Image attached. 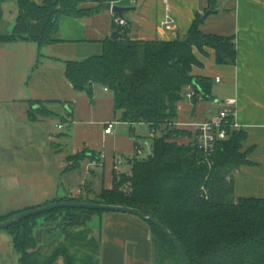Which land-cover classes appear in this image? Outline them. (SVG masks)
<instances>
[{"label": "crops", "instance_id": "obj_1", "mask_svg": "<svg viewBox=\"0 0 264 264\" xmlns=\"http://www.w3.org/2000/svg\"><path fill=\"white\" fill-rule=\"evenodd\" d=\"M108 1L112 6L133 7L121 15L134 38L182 36L195 15L206 9L211 11L199 26L203 32L234 36V63H217L211 48L205 53L194 49L200 64L193 65L190 73L209 77L212 83L208 97L193 102L183 96L176 102L175 126L187 131L176 141L188 143L195 126L215 119L222 101L233 98L234 104L226 107L233 111L237 128L246 132L242 150L250 161L231 172L233 197H264V0ZM2 5L8 14L0 20V34L10 33L16 13ZM167 17L173 21L166 23ZM57 28L55 41L46 44L23 38L0 43L1 214L53 201L59 192L93 196L102 187L110 188L115 159L135 157L136 148L142 150L136 128H149L144 122L121 121L108 89L94 85L99 89H93L90 101L65 76V60L101 52L102 40L115 30L109 9L85 16L60 15ZM109 121L112 130L105 133ZM83 150L95 156L85 157L83 164L69 170L66 156ZM97 219L100 224L92 231L100 239L99 264H152L151 230L143 219L116 211L94 215L91 221ZM34 234L38 242H49L61 231L40 216ZM0 264H18L11 237L4 230H0Z\"/></svg>", "mask_w": 264, "mask_h": 264}, {"label": "trees", "instance_id": "obj_2", "mask_svg": "<svg viewBox=\"0 0 264 264\" xmlns=\"http://www.w3.org/2000/svg\"><path fill=\"white\" fill-rule=\"evenodd\" d=\"M87 1L91 0H16L13 29L0 34V43L16 38L38 44L55 41L60 15H92L110 6L108 0L85 6ZM210 11L197 13L186 33L172 40L134 38L124 26L113 24L120 35L103 39L99 54L64 61L65 76L75 90L85 91L92 101L94 85L106 87L121 121L147 123L157 134L143 158L129 157L128 161L127 157L126 170L113 169L110 188L102 187L93 196H65L53 201L136 207L154 216L176 236L191 264H264V197H233L231 172L250 163L247 151L242 150L246 132L230 128L207 160L195 146L177 142L176 138L187 131L172 125L176 102L187 86L193 90V102L208 97L210 92L209 77L190 73L193 65L200 64L194 49L200 53L213 49L217 63L235 62L234 36L205 33L199 27L203 15ZM59 118L65 121L63 116ZM88 156L95 155L86 150L78 153L79 159ZM78 167L79 163L67 165L69 170ZM19 211L0 213V221ZM101 213L57 208L0 230L10 235L18 264H99L100 239L89 223ZM40 216L59 227L58 238L38 242L34 229ZM145 222L151 230L152 264L164 263V251L176 264H183L171 240L155 225Z\"/></svg>", "mask_w": 264, "mask_h": 264}, {"label": "water", "instance_id": "obj_3", "mask_svg": "<svg viewBox=\"0 0 264 264\" xmlns=\"http://www.w3.org/2000/svg\"><path fill=\"white\" fill-rule=\"evenodd\" d=\"M133 7H123L118 5H113L111 7L112 11L121 13L122 11L132 9ZM207 14L203 15V18L206 17ZM120 35V33L115 29L110 33V38L115 39ZM149 149L147 150V152ZM128 161H130V158H127ZM64 192H59L58 197H65ZM84 208L89 210H100L103 212H109V211H116V212H123V213H130L133 215H136L143 219L144 221H147L153 225H155L157 228L160 229V231L166 235L169 240L174 244L179 256L181 257V260L183 264H191L187 255L185 254V251L183 250L182 245L180 244L179 240L176 238L175 235L164 225L162 224L158 219H156L154 216L147 214L140 209L136 207L131 206H124V205H117V204H107V203H97V202H90V201H81V200H60V201H50L35 207L26 208L24 210H21L19 212H16L15 214L11 215L10 217L6 218L3 221H0V229H4L7 226L18 222L22 220L23 218H27L31 215H35L38 213L50 211L57 208ZM91 226H94L97 224L99 226V219L96 221H91L89 223Z\"/></svg>", "mask_w": 264, "mask_h": 264}, {"label": "built area", "instance_id": "obj_4", "mask_svg": "<svg viewBox=\"0 0 264 264\" xmlns=\"http://www.w3.org/2000/svg\"><path fill=\"white\" fill-rule=\"evenodd\" d=\"M112 4L109 6V11L111 15V21L117 26H125L127 20L121 16L119 13L112 11ZM171 17H167V22H172ZM104 89H107L104 87ZM193 95V90H186L184 93L185 97L191 98ZM235 100L233 98H226L222 101L223 107L218 111L215 119L205 120L200 124L196 125L192 134V137L188 143L198 148L204 155V158L208 160V157L213 153L215 144L218 140L224 139L230 128H237V124L233 117V111L229 110L226 106L234 104ZM174 127L175 123L172 124ZM61 124H58V127H61ZM113 127V121L106 122L104 127V132H111ZM157 134V131L154 128H151L149 135L154 137ZM137 153L141 152L140 148H136ZM123 161V158L117 157L114 162V169L118 168V165ZM208 165H211V162L208 161Z\"/></svg>", "mask_w": 264, "mask_h": 264}, {"label": "rangeland", "instance_id": "obj_5", "mask_svg": "<svg viewBox=\"0 0 264 264\" xmlns=\"http://www.w3.org/2000/svg\"><path fill=\"white\" fill-rule=\"evenodd\" d=\"M35 1H40V0H35ZM15 2H16V0H12V1L11 0H6V1H3L2 3L6 4L7 7H10L12 9V12L17 13V5H16ZM2 3L0 5V8H1V18H0V20L3 19V16H6L8 14V13L5 12V9H4V6L2 5ZM13 5L15 6V8H13L14 7ZM93 5H95V3H86L85 4V6H93ZM95 88H98V87H94V90H95ZM103 96H105V94ZM80 104L82 105L83 102L81 101ZM41 106L42 105L38 104L37 107L41 108ZM115 119L116 120L118 119V114H116ZM149 131H150L149 128L147 126H145V125H138L137 128H136V133L139 134V136H140V138H139L140 139L139 140L140 141V146L142 147V151L139 152L135 156L136 158H143L145 156V153H146V151H145L146 147L147 146H151V144H152L153 138L149 135ZM65 159H66L67 164L70 165V166H76L78 163H79V166H80V164H83V160H84V158L79 159L78 153L68 154ZM126 168H127V162H126V160H124L123 163L121 164L120 169L121 170H126ZM88 169H90V167H88L87 170ZM94 226L98 227L97 224H95ZM56 227H57V225H56ZM164 252H165L164 254H166V255L164 256L165 258H164V263L163 264H176L171 258L168 257V255L170 256V253H168L167 251H164ZM8 258H10V257L8 256Z\"/></svg>", "mask_w": 264, "mask_h": 264}]
</instances>
